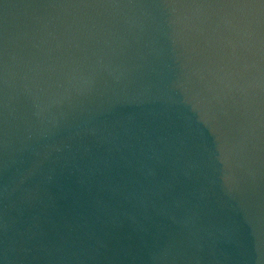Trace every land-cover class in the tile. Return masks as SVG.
Instances as JSON below:
<instances>
[{"label": "water", "instance_id": "95a60500", "mask_svg": "<svg viewBox=\"0 0 264 264\" xmlns=\"http://www.w3.org/2000/svg\"><path fill=\"white\" fill-rule=\"evenodd\" d=\"M0 264H264V0H0Z\"/></svg>", "mask_w": 264, "mask_h": 264}]
</instances>
